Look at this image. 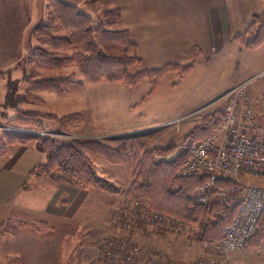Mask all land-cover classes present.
Returning a JSON list of instances; mask_svg holds the SVG:
<instances>
[{"label":"rangeland","instance_id":"374dc122","mask_svg":"<svg viewBox=\"0 0 264 264\" xmlns=\"http://www.w3.org/2000/svg\"><path fill=\"white\" fill-rule=\"evenodd\" d=\"M59 1L71 4L79 12L90 17L93 28L126 30L118 26L120 14L117 0L112 1L114 3L108 0ZM58 10L56 0H35L33 5L30 3L23 5L20 14L23 17L19 20L21 29L18 28L22 36V58H19V62H13L0 69V135L25 132L30 136L45 135L60 140H99L110 147L121 148V158L129 155V144L136 140L146 151L153 152L157 147L162 148L163 151L153 152L154 159L171 162L184 153V150L179 149L183 141L188 138L197 139L189 135L204 121L209 112L224 110L225 100L221 96L233 87L228 88L226 85L238 79L244 68L248 72L251 71L252 66L246 63L247 58L251 60L257 58L259 61L261 58L262 49L240 51L231 46L224 51L213 50L200 55L199 49L194 50L188 55L189 58L146 68L137 53V46L130 41L129 33L128 39L135 46V49L131 50H126L121 39L109 42V39L102 38L104 35L101 36L99 32L100 38L95 39V43L107 55L133 54L140 62L136 67L144 70L166 64L178 65L177 69L167 71L150 93L147 80L129 89L121 81L88 79L79 64L72 61V57L78 52L76 43L64 44L62 47L53 45L55 39L71 38L74 32L66 14L60 15ZM41 26L48 28L41 30L42 33L45 31L47 33L42 34L45 36V42L39 39V34L34 31L36 27L42 28ZM38 47L46 53L56 55L54 56L56 61H62L65 57L67 61L56 65L51 62L49 56L38 57L36 51ZM195 52H198V55ZM254 65L256 67L257 64ZM262 71L264 70L252 71L254 76L263 73L252 84L264 77ZM52 79L63 80L60 91L49 87L51 86L49 80ZM17 107L35 109L37 113L48 118L37 119V122L41 123L39 127L14 125L10 121L18 115V112H15ZM62 118L65 119L61 121ZM130 151L133 153L132 148ZM88 154L96 173L123 190L112 195L121 198V201L117 200L118 205L110 216L115 224L112 233L114 238L129 241L131 236L135 241L149 245L153 250L162 253L167 260L176 263L189 264L214 257L215 252L205 245L206 241H199L195 237L200 230L199 223L198 225L185 223L184 231L168 232L159 229L151 221L146 223L136 221L133 222V230L131 229L132 233L129 235V218L133 219L129 216V196L125 195L132 181L129 169L121 162L108 160V157L101 153ZM165 156L168 158L165 159ZM246 180L264 186L262 183L264 177ZM214 219L216 220V215ZM78 227L81 228L80 232L75 227L70 229L71 233L64 241L68 249L63 253V260L56 253L53 259L59 260L60 264H102L96 250L99 243L111 235L110 232H105L104 229L100 238L95 240L85 233L87 229H82V225L78 224ZM15 228V224L7 220L0 233L15 232ZM38 239L40 240L37 244H42L43 238ZM61 239L65 238L55 237L53 240L60 243ZM17 243L19 241L7 237L5 254ZM0 250L2 264L5 252L3 245L0 246ZM226 259L230 264H264V244L260 242L255 247L240 249L227 255Z\"/></svg>","mask_w":264,"mask_h":264},{"label":"crops","instance_id":"0c3cea01","mask_svg":"<svg viewBox=\"0 0 264 264\" xmlns=\"http://www.w3.org/2000/svg\"><path fill=\"white\" fill-rule=\"evenodd\" d=\"M34 1L0 0V69L22 58V36L18 28L21 29L19 20L23 15L20 14L24 4L33 5ZM108 1L114 3V0ZM116 2L120 14L118 26L128 31L146 68L189 58L188 55L198 49L199 55L213 50L224 51L231 46L240 51L251 50L239 49L232 37L249 25L253 14L264 11V0ZM259 49H262L260 61L247 58L251 71L245 73L248 70L244 68L243 74L226 87L244 81L253 75L252 71L264 70V43L253 50ZM263 88L264 77L253 83L249 92L254 95ZM22 110L35 111L17 107L15 112ZM43 159L31 144L17 143L7 146L6 153L0 157V230L7 220L16 226L15 232L0 233L3 235L0 246L3 245L5 251L2 264H60L59 260L53 259L54 253L63 260V253L68 249L64 241L69 237L70 229L75 227L80 232L78 224L95 240L100 238L104 229L105 232H114L115 224L110 216L121 198L31 175L33 168ZM24 222L44 224L46 228L38 231L24 226ZM7 237L19 243L5 254ZM55 237L65 239L59 243L53 240ZM38 238H43L42 244H37Z\"/></svg>","mask_w":264,"mask_h":264},{"label":"trees","instance_id":"16d2710c","mask_svg":"<svg viewBox=\"0 0 264 264\" xmlns=\"http://www.w3.org/2000/svg\"><path fill=\"white\" fill-rule=\"evenodd\" d=\"M56 2L59 5V14H66L65 16L71 22L74 32L71 38L60 37L55 39L53 45L62 47L64 44L76 43L78 52L74 54L72 61L79 64L88 79L121 81L129 89H133L140 82L147 80L150 93L167 71L178 68L176 64H166L155 69L144 70L136 67L139 66L140 62L133 54L107 55L95 43V39L100 38L99 32H101V36H105L102 38L109 39V42L121 39L126 50L135 49V46L128 39V32L126 30L93 28L91 26L92 20L86 14H82L71 4L59 0H56ZM41 27L40 29L36 27L34 31L39 34L38 38L45 42V36L42 34L47 33L46 31L42 33L41 30H48V28ZM113 38L114 40H112ZM232 41L237 43L239 49H256L260 47L264 43V11L253 14L249 25L242 32L236 33L232 37ZM36 51L39 54L38 57L49 56L51 62L56 65L67 61L66 57L62 61H56L54 59L56 55L46 53L40 47ZM49 83H51L49 87L60 91L63 80L52 79L49 80ZM42 117L46 116L37 112L22 110L10 122L21 127H39L41 123H38L37 119L39 120ZM222 117V110L220 112H209L204 121L196 127V130L193 129L189 136L198 140L207 137L218 127ZM64 119L62 118L61 121ZM16 143L31 144L44 157L33 168L31 175L82 189L97 190L108 195H116L123 190L112 181L96 173L88 153L98 152L108 157V160L121 162L129 169L132 176L129 189L125 193L126 196H129V200H139L155 211L182 219L188 225L193 223L198 225L199 223L200 230L195 235L199 241L208 243L217 241L221 237L222 229L229 223L234 213L232 209L220 205L216 200L206 204H196L194 202L195 191L203 184L205 178L181 174L180 168L185 153L180 154L171 162L155 160L153 152L163 151L162 148L157 147L153 149V152L146 151L142 148L143 146H140L139 142L133 140L129 144L133 153L129 148V155L121 158V148L110 147L99 140H60L45 135L30 136L21 132L14 135H0V157L6 153L7 146ZM219 185H223V182H219ZM219 210L221 215L216 217L215 220V215ZM212 219L214 220L211 222ZM23 225L33 227L38 231H43L42 229L46 228L44 224L24 222ZM263 237L264 210L258 219L257 230L247 241L245 248L259 245L260 242L262 243Z\"/></svg>","mask_w":264,"mask_h":264},{"label":"built area","instance_id":"2783aa9c","mask_svg":"<svg viewBox=\"0 0 264 264\" xmlns=\"http://www.w3.org/2000/svg\"><path fill=\"white\" fill-rule=\"evenodd\" d=\"M261 75L242 81L221 96L225 100L223 117L210 135L199 140L188 138L179 145L185 153L181 174L205 178L195 191L194 202L216 200L234 212L221 237L213 243L205 242L215 252L214 257L189 264H230L226 256L245 248L257 230L264 210V186L246 179L264 177V89L254 95L249 92L252 82ZM219 182L223 185L218 186ZM220 215L219 210L216 217ZM129 216L134 219L129 218V235L136 221H151L168 232L186 229L182 220L155 211L139 200H129ZM109 234L96 250L102 264H183L167 260L131 236L128 241Z\"/></svg>","mask_w":264,"mask_h":264},{"label":"bare ground","instance_id":"6f19581e","mask_svg":"<svg viewBox=\"0 0 264 264\" xmlns=\"http://www.w3.org/2000/svg\"><path fill=\"white\" fill-rule=\"evenodd\" d=\"M252 6V5H251ZM244 8V7H243ZM238 19V18H237ZM226 47V46H225ZM248 72V71H247ZM250 74V73H249ZM254 76V75H253ZM222 105V104H221Z\"/></svg>","mask_w":264,"mask_h":264}]
</instances>
